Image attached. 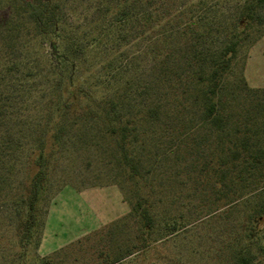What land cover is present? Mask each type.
<instances>
[{"label":"trees","instance_id":"16d2710c","mask_svg":"<svg viewBox=\"0 0 264 264\" xmlns=\"http://www.w3.org/2000/svg\"><path fill=\"white\" fill-rule=\"evenodd\" d=\"M263 35L264 0H243L235 14L218 0H0V193L14 186L25 158L29 120L23 109L37 95L45 110L33 150L39 168L27 198L17 203L23 241L48 160L69 143L105 149L109 141L105 156L117 168L119 187L135 199L125 196L131 210L118 232L103 234L93 264H131L179 230L178 219L160 218L139 188L152 186L160 174L157 166L168 152L161 143L178 139L179 150L189 138V154L197 156L193 194L203 185L214 201L246 209L222 264H258L264 252V87L251 86L244 70L230 77L240 48ZM140 58L154 61V79L130 70L127 61ZM189 106L198 115L188 116ZM202 127L208 131L197 135ZM67 254L39 256L41 264H68Z\"/></svg>","mask_w":264,"mask_h":264},{"label":"rangeland","instance_id":"374dc122","mask_svg":"<svg viewBox=\"0 0 264 264\" xmlns=\"http://www.w3.org/2000/svg\"><path fill=\"white\" fill-rule=\"evenodd\" d=\"M218 1L221 9L228 11V14H235L239 2H243V0ZM262 37L259 42L253 44L254 46L245 45L240 48L231 80L236 79L244 70L251 86L264 87V35ZM127 62L130 63V70L135 71L138 76L145 79H154L156 76L152 70L154 61L150 59L140 58L139 61ZM175 62L180 63V61ZM87 69H91V66ZM242 95L243 93L240 94L241 97ZM246 96L252 98V94L248 92ZM39 100L37 95H33L30 100L31 106L23 109L22 117L29 120L26 130L28 138L25 140V158L17 169L14 186L0 193V261L7 264H22V261L24 264H41L38 249L47 225L50 205L59 192L66 187L83 189L109 184L119 186L121 181L114 163H109L110 160L104 153L112 143L104 141L105 149L96 146L87 147L81 142L69 143L66 145L65 153L54 154L48 160L47 172L41 180L40 194L36 202L35 220L29 237L23 241L24 219L17 216L16 209L19 199L27 198L32 175L39 168L35 165L36 154L33 152L36 147L35 136L37 130L43 128L40 120L45 112L44 108L37 104ZM185 112L188 116L198 115L191 106ZM205 131H208L207 128L202 127L196 134ZM174 132L172 130L169 133L170 137L174 136ZM177 142L178 139H167L161 143L160 150L168 152L167 156H162L165 159L157 166V173L160 174L154 179L152 186L145 188L140 186L139 192L144 195L149 193V199L154 202L155 212L159 213L160 218L164 214L177 218L179 230L154 243L145 252L137 254L131 264H222L223 252L225 253L226 248L235 239L240 230V223L245 218V208L233 209V205H225L222 199L214 201L211 190L206 186H197V194H193L190 171L194 162L191 161L197 158L196 154H189V144L193 141L188 138L179 150L176 148ZM122 191L125 196L133 197L128 187L125 186ZM64 206L62 210H72L71 203L67 202ZM66 221L56 219L51 225V228L57 231V236H52L55 242L61 241L60 237L64 235L62 231L69 225ZM107 229L109 227L88 234L70 248H66L65 253L69 255L66 260L68 264H74L72 261L75 257H79V262L75 264H93L96 261V248L101 244L100 240ZM165 231L162 230L160 234L164 235ZM61 252L59 257L64 254L63 251ZM22 254H24L23 258ZM258 260V264H264V252Z\"/></svg>","mask_w":264,"mask_h":264},{"label":"crops","instance_id":"0c3cea01","mask_svg":"<svg viewBox=\"0 0 264 264\" xmlns=\"http://www.w3.org/2000/svg\"><path fill=\"white\" fill-rule=\"evenodd\" d=\"M246 79L250 84L248 77ZM253 86L258 87L257 85ZM67 189L71 191L66 192ZM67 202L72 205L70 211L61 209L65 207L64 204ZM130 210L129 201L122 189L116 184L92 186L83 189L66 187L58 193L50 205L47 225L38 249L39 253L45 256L61 249L65 250L82 240L84 236L99 232L102 228L109 227L110 230L113 229L118 232L120 221L129 214ZM56 219H64L65 221L69 219L68 222L66 221L69 225L64 229L65 231H62L64 235L60 237L61 241L59 242H55V238L52 237L57 236V231L51 228ZM109 229L106 232H109Z\"/></svg>","mask_w":264,"mask_h":264}]
</instances>
